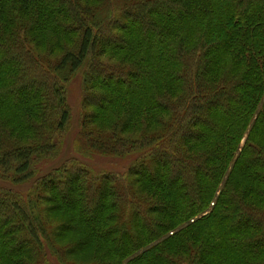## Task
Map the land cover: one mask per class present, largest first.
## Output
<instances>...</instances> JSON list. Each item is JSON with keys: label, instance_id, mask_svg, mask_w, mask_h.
I'll use <instances>...</instances> for the list:
<instances>
[{"label": "trees", "instance_id": "trees-1", "mask_svg": "<svg viewBox=\"0 0 264 264\" xmlns=\"http://www.w3.org/2000/svg\"><path fill=\"white\" fill-rule=\"evenodd\" d=\"M0 179V264H264V0H0Z\"/></svg>", "mask_w": 264, "mask_h": 264}, {"label": "rangeland", "instance_id": "rangeland-1", "mask_svg": "<svg viewBox=\"0 0 264 264\" xmlns=\"http://www.w3.org/2000/svg\"><path fill=\"white\" fill-rule=\"evenodd\" d=\"M80 74L81 73H78L76 78H71L70 83L66 87L65 100L68 103L70 118L65 133L61 139V146L59 150L56 151V153L58 152L55 156L57 158L55 160H53V158H46L43 167L47 165L46 169H49L50 167L60 165L74 158L78 161H84L91 164V166H95V169L98 171H124L128 167L126 161L121 162V160L107 157H94L93 159L86 160L74 150L76 144L75 138L80 130L81 116L83 113L81 107ZM0 186L13 187L15 189H25L27 187V185L13 186L3 179H0ZM211 206L212 204H210V207Z\"/></svg>", "mask_w": 264, "mask_h": 264}]
</instances>
